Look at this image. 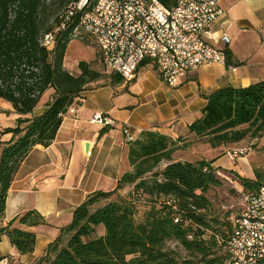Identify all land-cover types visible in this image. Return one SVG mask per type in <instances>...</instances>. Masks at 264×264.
I'll use <instances>...</instances> for the list:
<instances>
[{
	"label": "trees",
	"instance_id": "16d2710c",
	"mask_svg": "<svg viewBox=\"0 0 264 264\" xmlns=\"http://www.w3.org/2000/svg\"><path fill=\"white\" fill-rule=\"evenodd\" d=\"M158 1L169 9L177 2ZM68 2L0 0V101L8 103L17 116L15 126L2 131L11 138L0 141V219L20 164L36 146L52 143L64 116L81 106V94L103 78L85 62L78 63L77 75L63 66L73 26L55 30ZM45 35H52V46L44 45ZM107 78L113 83L122 81L117 75ZM48 91L52 93L44 111L34 117V109ZM263 135L264 81L214 92L207 97L202 116L186 133L212 148ZM183 140L142 131L128 143L130 171L120 176L114 190L96 191L76 207L70 224L35 264H225L222 240L229 236L231 223L211 212L207 193L226 180L210 166L214 161H174V154L185 146ZM162 163L166 166L160 169ZM238 180L251 194L263 186L259 180ZM126 186L133 189L121 196L118 192ZM138 199H145L148 207L141 222L135 220ZM15 221L36 227L44 224L43 216L30 210L0 226V242L5 237L19 255L33 253L35 234L13 227ZM169 242L179 244L188 257L179 259L166 248Z\"/></svg>",
	"mask_w": 264,
	"mask_h": 264
},
{
	"label": "crops",
	"instance_id": "0c3cea01",
	"mask_svg": "<svg viewBox=\"0 0 264 264\" xmlns=\"http://www.w3.org/2000/svg\"><path fill=\"white\" fill-rule=\"evenodd\" d=\"M220 6L225 16L213 31L216 36L224 33L229 39L225 47L218 45L227 52L225 66H200L179 85L169 87L159 79L155 68L146 63L130 80L113 83L109 78L103 84L93 85L81 94V106L71 108L73 113L68 111L64 116L52 143L48 147L36 146L28 154L8 190L0 226H7L30 210L40 213L44 224L26 227L15 221L13 227L35 234L34 252L19 255L2 237V256L18 264H34L46 246L59 237L61 229L70 224L76 207L96 191L116 188L120 176L131 169L124 130L133 139L142 131L151 130L176 140L186 135L188 126L202 116L208 96L224 87L241 89L264 81V0H220ZM47 102H39L32 115L42 114ZM1 112L13 114L16 121L8 103L0 101ZM95 113L108 117L112 124H92ZM10 138L9 134L3 135L0 141ZM175 154L174 161H183ZM217 159L205 161H214L210 166L232 183L235 175L216 167ZM165 166L162 163L160 169ZM132 189L133 186H126L118 193L126 196Z\"/></svg>",
	"mask_w": 264,
	"mask_h": 264
},
{
	"label": "built area",
	"instance_id": "2783aa9c",
	"mask_svg": "<svg viewBox=\"0 0 264 264\" xmlns=\"http://www.w3.org/2000/svg\"><path fill=\"white\" fill-rule=\"evenodd\" d=\"M224 16L220 0H177L171 9L158 0H69L55 32L73 26L71 38L93 41L104 69L125 81L147 63L162 83L175 87L200 66L226 65V52L218 45L225 47L229 39L213 31ZM43 43L52 46V35H45ZM90 122L102 127L112 124L100 113ZM124 134L126 143L134 140L127 130ZM244 152L228 153V158L234 160ZM229 220L231 232L222 240L225 264H262L264 185L246 197L243 210ZM4 263L6 259L0 260Z\"/></svg>",
	"mask_w": 264,
	"mask_h": 264
},
{
	"label": "rangeland",
	"instance_id": "374dc122",
	"mask_svg": "<svg viewBox=\"0 0 264 264\" xmlns=\"http://www.w3.org/2000/svg\"><path fill=\"white\" fill-rule=\"evenodd\" d=\"M45 1L49 3L51 0ZM79 62L87 63L91 69L99 72L103 76L99 81L90 84V87L93 85L98 86L108 81L107 77H109V73L101 64L97 47L90 39H80L79 37L72 38L68 45L63 61L65 70L73 75L79 74ZM51 93L52 91L46 92L42 96L40 102L45 103V101H49ZM14 122L15 118L13 114H8L6 112L0 113V138L3 136L2 131L4 127H11ZM244 128H246V126L240 127L239 129ZM181 137L184 139L182 145L185 146L175 154L176 157L188 162L218 158L216 167L235 175V177H232V183L224 181L220 187L212 189L207 193L213 205L211 212L220 215L224 221H230V217L236 216L243 210L245 198L251 195V193H247L243 190L238 178H245L253 181L259 180L262 182V185H264V135L261 138H251L247 136L245 139L238 142L239 144H228L218 148H212L202 140L192 139L191 136L187 137L183 135ZM239 150L245 152L243 155H238L240 158L235 162L228 158V153ZM144 206H147L145 199H138L135 201V220L137 222L142 221L144 213L147 211ZM226 215H229V217L225 218ZM210 216L214 217L213 214ZM98 233H101L100 229H98ZM166 248L173 250L179 259H186L188 257L187 253L177 243L169 242L166 244ZM5 259L6 263L4 264H18V262L13 261L9 257ZM35 263L36 261L34 264Z\"/></svg>",
	"mask_w": 264,
	"mask_h": 264
},
{
	"label": "water",
	"instance_id": "95a60500",
	"mask_svg": "<svg viewBox=\"0 0 264 264\" xmlns=\"http://www.w3.org/2000/svg\"><path fill=\"white\" fill-rule=\"evenodd\" d=\"M88 151V144H85V152Z\"/></svg>",
	"mask_w": 264,
	"mask_h": 264
}]
</instances>
